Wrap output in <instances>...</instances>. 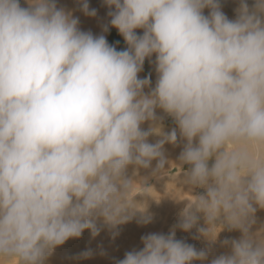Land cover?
Wrapping results in <instances>:
<instances>
[{
  "label": "clouds",
  "instance_id": "9594fccd",
  "mask_svg": "<svg viewBox=\"0 0 264 264\" xmlns=\"http://www.w3.org/2000/svg\"><path fill=\"white\" fill-rule=\"evenodd\" d=\"M24 3L0 0V261L46 264L98 224L115 230L137 213L150 224L129 196L168 168L172 145L191 198L167 234L142 236L114 264H264V0H237L232 19L220 0H103L99 35L57 0ZM146 60L154 86L140 76ZM201 216L209 242L240 233L220 242L228 251L176 237Z\"/></svg>",
  "mask_w": 264,
  "mask_h": 264
},
{
  "label": "rangeland",
  "instance_id": "374dc122",
  "mask_svg": "<svg viewBox=\"0 0 264 264\" xmlns=\"http://www.w3.org/2000/svg\"><path fill=\"white\" fill-rule=\"evenodd\" d=\"M20 2L22 6H27L24 0H20ZM57 3L58 6L70 11H73L72 7L77 5L76 0H57ZM97 15L92 28L84 29L85 31L92 30L91 32L94 35L101 34L103 25L108 23V16L104 17V15L98 13ZM100 20L103 22L100 23L101 25H99ZM106 36L109 44L114 45L117 50H123L126 47L123 38L115 29L110 28ZM149 75L154 86L156 79L154 65L146 60L140 76L143 78ZM157 116L163 117L165 131H169L174 127L171 118L164 116L159 111ZM144 127L147 128L148 125L145 124ZM180 151V146L165 145V154L170 160L168 168L162 170L159 177L149 178L147 183H133L129 200L135 201L134 207L137 211L143 212L146 210L152 215L153 219L150 224L146 226L138 224L139 213L130 222L118 226L115 230L98 224L102 229L98 236L93 238L89 231H85L79 239H70L57 251L53 252L46 264H114L116 260L122 259L126 252L141 248L142 236L153 232L167 234L178 223L179 212L184 207L183 201L191 198L180 180L183 170L175 163ZM133 172V169H129V175H132ZM134 175L144 177L148 173L141 170L139 173H134ZM257 220L258 225L264 223V211H257ZM204 226L205 222L201 216L197 227H194L190 232L177 230L176 237L193 244L197 249H211L212 254L219 255L228 251V249L221 246V241L225 238L237 239L240 236L239 232L224 230L220 232L216 242L212 243L199 236L197 229ZM214 231H219V228L214 229ZM113 232L117 234L113 235ZM89 249L93 250V255L89 258L82 257L81 254ZM0 264H4V262L0 261ZM12 264H16V262L13 261Z\"/></svg>",
  "mask_w": 264,
  "mask_h": 264
},
{
  "label": "bare ground",
  "instance_id": "6f19581e",
  "mask_svg": "<svg viewBox=\"0 0 264 264\" xmlns=\"http://www.w3.org/2000/svg\"><path fill=\"white\" fill-rule=\"evenodd\" d=\"M248 2L251 5L252 0H248ZM220 3L222 5V10L224 11V13L229 18H231V19L234 18V9L237 6V0H220ZM89 5H90V7L95 8L97 10L98 14H101L102 16L104 15V17L107 16L108 9L104 6L103 0H89ZM72 10H73V12H75L74 15L79 17L81 30L85 31L84 29L92 28V26L94 25L93 22L95 21L96 17L93 18V17H87V16L83 15L78 10V6L77 5H74L72 7ZM205 14H207V10L205 11ZM96 23H98V22H96ZM100 23L102 24L103 22H101V20H100L99 25H101ZM90 31H92V30H90ZM154 59L155 58L153 57V60ZM101 235L103 236V234H101ZM57 250H58V248L55 251H57Z\"/></svg>",
  "mask_w": 264,
  "mask_h": 264
}]
</instances>
